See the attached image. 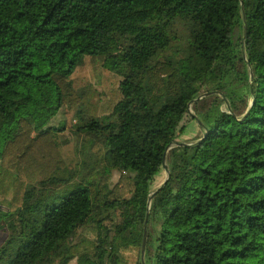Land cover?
<instances>
[{
  "label": "trees",
  "instance_id": "trees-1",
  "mask_svg": "<svg viewBox=\"0 0 264 264\" xmlns=\"http://www.w3.org/2000/svg\"><path fill=\"white\" fill-rule=\"evenodd\" d=\"M86 57L120 78L104 117L70 82ZM70 126L96 154L81 178L57 140ZM7 179L0 264H141L146 217L144 264H264V0H0Z\"/></svg>",
  "mask_w": 264,
  "mask_h": 264
},
{
  "label": "rangeland",
  "instance_id": "rangeland-1",
  "mask_svg": "<svg viewBox=\"0 0 264 264\" xmlns=\"http://www.w3.org/2000/svg\"><path fill=\"white\" fill-rule=\"evenodd\" d=\"M174 34L178 36L182 42L188 37V29L181 25L174 26ZM120 78L102 66V59L86 57L82 64L79 65L72 76L70 82L75 93L86 100V117H104L111 112L114 104L120 99L118 84ZM189 114L194 116V113L189 109ZM63 120L62 114H59L54 120L53 125H57ZM75 121L72 122L74 126ZM198 125L195 120L189 122V127L185 135L177 138L176 143L194 144V138L197 136ZM57 140L61 151V157L71 172L78 177L88 175L95 168L96 154L91 150L89 142L84 139L83 135L75 132L72 126L63 131L57 132ZM168 153V152H167ZM166 164V162H165ZM167 167V164H166ZM168 168V167H167ZM167 174L164 170L160 171L153 183L152 190L157 189L165 180ZM119 174L116 171L112 172L111 183L117 182ZM9 179L7 185L0 186V207L5 208L6 202L3 200L6 195V190L9 188ZM6 234L0 232V245L3 243ZM132 259L133 254H130ZM70 264H76L72 261Z\"/></svg>",
  "mask_w": 264,
  "mask_h": 264
},
{
  "label": "water",
  "instance_id": "water-1",
  "mask_svg": "<svg viewBox=\"0 0 264 264\" xmlns=\"http://www.w3.org/2000/svg\"><path fill=\"white\" fill-rule=\"evenodd\" d=\"M243 26H244V29H243L244 30V32H243V41H244L246 39V24L244 23ZM241 51H242V57L246 61L245 50H244V47L243 46H242V50ZM250 77L252 79V72H251V70H250ZM205 96H206V94H203V95L199 96L194 101H197L199 99H202ZM190 106H191V103L188 105V109H187L188 112H189ZM196 122H197L198 126L200 127V129H202V124L198 121V119L196 120ZM175 145L176 146H182V147H185V146L190 147V146H192V144H185V143H176ZM171 149H172V147L167 148V150L164 152L163 161H162V168L166 172L167 176H166L165 180L163 181V183L157 189H155L153 192H151L150 195L148 196V206H150V203H151L152 198L165 185V183L169 179L168 168L166 167V164H165V157H166L167 152L169 150H171ZM146 227H147V217H146L145 224H144V234H143L142 245H141V250H140V260H141V264H144V253H145V242H146Z\"/></svg>",
  "mask_w": 264,
  "mask_h": 264
}]
</instances>
